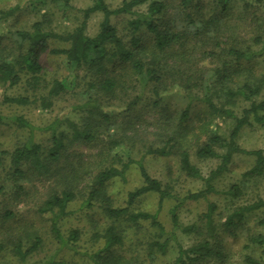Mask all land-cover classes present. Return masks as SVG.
Segmentation results:
<instances>
[{"label":"rangeland","instance_id":"1","mask_svg":"<svg viewBox=\"0 0 264 264\" xmlns=\"http://www.w3.org/2000/svg\"><path fill=\"white\" fill-rule=\"evenodd\" d=\"M92 1L70 0L71 9L63 10L61 5L52 0H0V10L16 4L22 5L20 10L3 21L2 24L7 26L11 33L6 34L1 43L14 41L11 36L13 31L28 29L34 21L41 19H45V25L56 31L70 30L81 21L80 10L90 6ZM122 1L105 0L110 8L119 6ZM159 1L164 2L165 8L153 16L158 29L170 30L183 36L158 49L154 44L153 34L144 25L137 32L138 46L144 47H140V58L144 62L152 60L160 75L161 88L170 91L178 88L176 83L187 82L192 95L201 96L209 89L208 94L213 95L214 101L222 103L224 98L218 97V92L215 94L212 91H219L223 85L234 86L244 81L261 84L259 94L251 100L239 99L231 106L237 115L249 106L250 101L259 102L264 99V0H249L248 7L244 6L243 0H229L225 10L219 9L213 0H194L186 7L181 0ZM146 12L147 5L142 4L134 7L130 13L111 15L110 22L117 34L127 41L130 37L127 21L135 18L136 13ZM189 16L197 22L211 18L212 24L202 33L192 35L188 33L191 29L188 25ZM101 18L102 13L99 11L90 14L86 24L87 35L94 36L98 32ZM54 45L65 46L57 41ZM229 48L246 50L249 56L236 61L229 53ZM61 59V55H42L41 85L36 91L37 94H42L51 80L63 76ZM238 68L241 73H237ZM219 73L227 74L225 84L220 85L218 82ZM77 74V88L73 92L54 97L52 105L47 109L41 108L35 102L25 105L5 103L0 106L4 117L0 123V152H7L0 164V186L3 188L0 195V214L4 211L13 214L11 219L0 217V243H6L0 249V264H48L54 259H63L70 264H91L85 251H92L100 244L90 239L91 233L107 225L98 204H94L87 211L77 209L80 199L70 204V209L74 212L61 220L60 233L66 239L71 229L78 228L81 235L74 243L69 242V245L61 247L49 232V215L39 214L36 209L50 188L55 186L54 182L59 178L54 179L56 174H75L80 178V184L86 185L101 166L111 164L104 152L108 140L113 137L121 139L131 149L134 159L141 158L148 174L169 191V195L161 203L157 194L147 192L130 206L133 211H157L158 219L165 230L172 233L165 252L155 251L152 257H148L147 244L154 239V228L148 221H139L137 224L120 222L123 243L115 252L128 261L137 260L144 264L169 263L176 256L178 245L188 247L201 238L195 232H183L180 228L172 226L170 210L173 207L178 215L179 225L186 226L200 223V215L205 211L208 202L217 205L214 217L220 222L224 220L233 204L243 205L259 199L264 200V175L243 177V172L253 165L254 156L242 153L234 154L227 170L215 179L214 187L217 193H211L205 199H184L187 193L203 188V182L185 175L180 169V152L187 150L191 162L206 176L216 167L219 159L199 158L195 151L204 143L209 130L227 137L234 125V119L207 115V121H203L205 106L196 97H192L188 117L180 120L179 114L188 102L185 95L173 92L154 104V80L147 75L133 74L131 69L121 62L107 63L105 70L97 73L81 66ZM101 77L116 80L113 92L102 94L89 87V83L96 82ZM26 78L28 77L23 75L17 85L8 89V93L32 95L34 91L29 82H26ZM88 98H98L99 102L112 112L113 117L107 130L101 128L91 141H75L68 144L58 161L50 165L49 173L28 171L21 178L12 175L9 153L25 142H40L44 147L49 146V131L45 126L62 115L82 122L86 113L76 107ZM129 103L130 107L123 111ZM258 112L264 115V110ZM14 116H22L31 127L19 126L11 121ZM168 140L172 149L168 156L147 151L163 147ZM236 143L246 150L260 149L264 155V123L251 119L239 130ZM141 184L138 169L135 164H131L123 177H115L108 183L107 192L111 202L115 206H123L127 193ZM231 184L239 185L242 190L237 198L223 193ZM16 192L18 194L14 196ZM89 215L93 218L94 226L89 221ZM261 218H264V205L247 213L244 223L234 235L218 234L224 249L222 260H207L199 264H250L246 263V256L264 259V245L259 246L248 240L257 234L264 235V225L258 223ZM31 228L39 232L42 242L36 251L21 261L11 250L10 237L17 238L18 234H23V229L27 231ZM164 237L165 235L159 240ZM25 244L23 246H26Z\"/></svg>","mask_w":264,"mask_h":264},{"label":"trees","instance_id":"2","mask_svg":"<svg viewBox=\"0 0 264 264\" xmlns=\"http://www.w3.org/2000/svg\"><path fill=\"white\" fill-rule=\"evenodd\" d=\"M52 1L61 5L63 10L72 7L70 0ZM193 1L181 0V3L186 7ZM213 2L219 9L225 10L229 0H213ZM243 3L244 6H250L249 0H243ZM142 4L147 5V12L136 13L135 18H130L127 21L130 37L125 41L117 34L116 29L111 24L110 16L130 13L134 7ZM21 8V4H16L5 10H0V106L5 103L25 105L35 102L41 108L47 109L52 105L54 97L73 92L77 88V70L79 67L85 66L90 72L97 73L103 72L107 63L121 62L126 64L133 74L138 76L147 75L154 80L152 85L154 104L173 92L185 95L188 102L179 114L180 120L188 117L189 103L192 97H196L205 106L204 116H202L203 121H207L205 119L207 115L234 119V125L227 137L221 136L214 130H209L204 143L195 151L196 156L199 158L219 159L216 167L209 171L206 176L202 175L199 168L191 162L187 150L180 152V169L185 175L200 179L203 182V188L187 193L184 199H205L207 195L217 193L214 181L222 172L227 170L232 156L237 153L254 156L253 165L243 172V177L251 178L264 175V155L262 151L260 149L246 150L236 143L239 130L243 125L248 124L251 119L264 123V115H260L258 112L264 110V99L259 102L250 101L249 106L242 109L239 115L231 108L236 100H251L253 96L259 94L261 84H251L249 81H244L234 86L223 85L219 91L217 89L212 91L215 94L218 92L217 96L224 98L222 103H217L214 101L213 95L208 94L209 89H206L201 96L192 95L187 82L176 83L175 86L178 88H173L170 91L161 88L159 85L160 75L157 73L158 70L155 69L154 63L151 62L152 60L144 62L140 58V47L141 49H144V47L138 46L137 32L142 25L153 34L154 44L158 49H162L169 43L183 37L181 34L170 30L158 29L153 16L163 11L165 8L163 1L123 0L119 6L110 8L105 0H93L90 6L80 10L82 19L78 25L70 30L56 31L47 27L44 22L45 19H41L34 21L28 29L13 31L11 36H13L14 41L1 43L3 37L11 33L9 28L2 24L3 21H6L8 17L14 15ZM95 11L101 12L102 18L99 22L98 32L94 36H89L86 33L87 19ZM210 24H212L211 18H208V20L201 19L200 22H197L196 19L189 16L188 25L191 26V29L188 33L192 35L202 33ZM56 41L63 43L65 46L54 45ZM228 51L236 61L249 56L246 50L229 48ZM46 53L62 56L64 74L59 79L51 80L45 91H42V94H37L36 91L40 89L41 85L40 73L43 69L41 57ZM241 72L238 68L237 73ZM23 75L28 77L26 82H29V86L34 91L33 94L10 95L8 89L17 85ZM217 77L220 80H218L220 85L226 83L227 74L219 73ZM89 87L102 94L111 93L116 87V80L111 77H101L96 82L89 83ZM131 103L125 106L123 111L127 110ZM77 108L86 113L82 122L74 121L70 117L62 115L45 126L49 131V146L44 147L40 142H25L9 153V166L12 175L21 178L28 171L38 174L49 173L50 165L58 161L68 144L75 141H91L101 128L107 130L106 128L111 123L113 114L103 103L99 102L98 98H88L82 104H79ZM3 119L4 117L0 112V123L3 122ZM11 121L16 122L19 126L31 127V124L22 116H14ZM171 150L168 140L163 147L151 148L147 151L161 156H168ZM220 150L222 152H219ZM6 153L5 151L0 152V164L3 155ZM104 154L109 158L111 164L101 166L86 185H81L80 178L75 174H56L54 179L59 178L54 182L55 186L50 188L49 193L39 204L36 212L49 215V232L52 233L59 243V247H61L69 242L74 243L81 235L78 228L71 229L66 239L60 233L61 220L74 212L73 209H70V204L80 199L77 209L87 211L97 203L107 225L103 229L91 233L90 239L100 242L92 251H85V255L89 258L91 264H144L137 260L128 261L115 252L117 247L123 243V230L119 223L137 224L139 221H148L154 228V239L147 244L148 257H152L155 251L165 252L172 233L165 230L164 225L158 219L157 211H133L130 210V206L138 197L147 192L157 194L158 201L161 203L169 195V191L157 179L148 174L141 158L136 160L132 157L131 149L121 139L110 138ZM131 164L136 165L142 184L127 193L123 206H115L107 192V185L113 178L123 177ZM50 175L52 176L53 173H50ZM2 190L3 188L0 186V195ZM223 193L232 198H237L241 195L242 190L239 185L231 184ZM17 194L16 192L14 196ZM263 205L264 200L261 199L243 205L233 204L224 220L218 222L214 217L217 205L214 202H208L205 211L200 215V223H192L186 226L179 225L175 207L171 208L170 221L172 226L180 228L183 232H195L201 238L188 247L178 245L174 260L164 264H199L207 260H222L224 249L218 234L234 235L244 223L246 214ZM0 217L11 219L13 214L10 211H4L0 214ZM89 221L94 226L91 215H89ZM258 223L264 225V218L259 219ZM22 233L18 234L17 238L10 237V245L13 254L24 261L29 254L40 247L42 239L39 232L33 228L27 231L23 229ZM164 235L165 237L159 240ZM248 240L259 246L264 245V235L262 234L251 236ZM24 243H26V246H23ZM5 245L6 243H0V249ZM245 261L250 264H264V259L250 256H246ZM48 264L70 263L63 259H54L50 260Z\"/></svg>","mask_w":264,"mask_h":264}]
</instances>
